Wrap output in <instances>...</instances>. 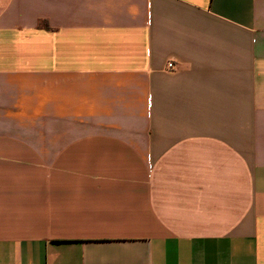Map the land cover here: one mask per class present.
Listing matches in <instances>:
<instances>
[{
  "label": "crops",
  "instance_id": "crops-1",
  "mask_svg": "<svg viewBox=\"0 0 264 264\" xmlns=\"http://www.w3.org/2000/svg\"><path fill=\"white\" fill-rule=\"evenodd\" d=\"M0 264H264V0H0Z\"/></svg>",
  "mask_w": 264,
  "mask_h": 264
},
{
  "label": "built area",
  "instance_id": "built-area-1",
  "mask_svg": "<svg viewBox=\"0 0 264 264\" xmlns=\"http://www.w3.org/2000/svg\"><path fill=\"white\" fill-rule=\"evenodd\" d=\"M166 68L168 70H172L174 68V62L169 60L167 63H166Z\"/></svg>",
  "mask_w": 264,
  "mask_h": 264
}]
</instances>
